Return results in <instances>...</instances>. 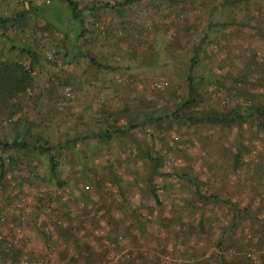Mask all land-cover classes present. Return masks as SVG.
Here are the masks:
<instances>
[{
	"label": "rangeland",
	"instance_id": "1",
	"mask_svg": "<svg viewBox=\"0 0 264 264\" xmlns=\"http://www.w3.org/2000/svg\"><path fill=\"white\" fill-rule=\"evenodd\" d=\"M4 63L33 81L0 98V148L62 147L55 180L49 156L0 151V264H264L259 121L170 120L190 78L183 117L264 107V0H0Z\"/></svg>",
	"mask_w": 264,
	"mask_h": 264
},
{
	"label": "trees",
	"instance_id": "2",
	"mask_svg": "<svg viewBox=\"0 0 264 264\" xmlns=\"http://www.w3.org/2000/svg\"><path fill=\"white\" fill-rule=\"evenodd\" d=\"M55 0H52L54 2ZM129 2V3H128ZM131 1H127L126 4H130ZM70 7V15L68 16L69 21L75 22V26L70 30L72 33H75L76 37L82 36L84 33V25H83V18L78 13V6L72 2H68ZM50 24H53L49 21ZM4 24V22H2ZM21 52L27 56L35 57V53L29 47L21 49ZM196 64V63H194ZM195 66V65H194ZM33 78L31 73L25 69L22 65L18 63H4L0 65V98L5 100L6 98H15L25 92L30 88L32 85ZM189 100L184 103L183 107L178 109L175 113L172 114L170 120L173 122H185V123H192V124H233L236 122L245 123L251 119H257L259 121V127L264 130V107H253L243 111L242 109H234L228 113H208L199 118L197 117H183L181 114L185 110H189L191 107L194 106L196 103V94L197 90L194 87V82L190 78L189 79ZM168 118V117H167ZM167 119L163 116L160 118H153V119H146V122L143 124H151V125H159L161 123H165ZM125 131L121 129H113L108 130L105 132L100 133H91L90 137H83V139H92V140H99L102 142L110 143L116 137L124 135ZM31 137V136H29ZM27 134L25 133L19 139L15 140L13 143L9 145H5L4 147L0 148V151L4 150H23L28 151L33 149L41 153L42 155H47L50 157V175L51 179L55 180L58 177L59 172V162L56 158V153L58 149L55 147H48L46 148L41 144V142L36 139L33 143H31L27 139ZM78 140L71 141V143H77ZM69 143V141H68ZM4 167V163L2 164ZM61 186V185H60ZM154 198L157 200L158 197L154 195Z\"/></svg>",
	"mask_w": 264,
	"mask_h": 264
}]
</instances>
